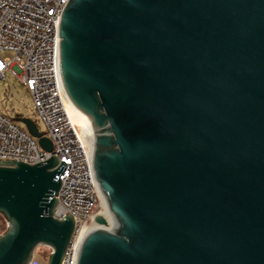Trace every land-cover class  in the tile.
<instances>
[{
	"label": "water",
	"instance_id": "1",
	"mask_svg": "<svg viewBox=\"0 0 264 264\" xmlns=\"http://www.w3.org/2000/svg\"><path fill=\"white\" fill-rule=\"evenodd\" d=\"M57 28L112 216L95 215L77 264H264V0H69ZM66 167L0 159V264H30L39 246L62 264Z\"/></svg>",
	"mask_w": 264,
	"mask_h": 264
},
{
	"label": "built area",
	"instance_id": "2",
	"mask_svg": "<svg viewBox=\"0 0 264 264\" xmlns=\"http://www.w3.org/2000/svg\"><path fill=\"white\" fill-rule=\"evenodd\" d=\"M68 1L0 0V80L5 81L10 74L27 87L45 123L43 136L53 142V150H45L38 138L0 112V159L35 164L57 154L60 162L67 163L64 174L57 176L63 183L54 216H74L76 229L62 264H77L79 248L100 205L101 191L93 167L92 139L71 118V101L57 57V25ZM39 247L40 254L49 260L52 248ZM39 247L30 264H48L37 258Z\"/></svg>",
	"mask_w": 264,
	"mask_h": 264
},
{
	"label": "rangeland",
	"instance_id": "3",
	"mask_svg": "<svg viewBox=\"0 0 264 264\" xmlns=\"http://www.w3.org/2000/svg\"><path fill=\"white\" fill-rule=\"evenodd\" d=\"M0 112L9 116L22 128H26V126L15 120L19 116L33 120L41 132H44L46 129L45 123L35 108L31 93L23 83L19 82L16 77L10 74L5 81L0 80ZM101 211L102 206L100 201L97 213H100ZM39 249L37 258L43 263H47L48 256H42V254H40L41 249L40 251Z\"/></svg>",
	"mask_w": 264,
	"mask_h": 264
},
{
	"label": "bare ground",
	"instance_id": "4",
	"mask_svg": "<svg viewBox=\"0 0 264 264\" xmlns=\"http://www.w3.org/2000/svg\"><path fill=\"white\" fill-rule=\"evenodd\" d=\"M69 110H70V115H71L72 120L82 127V129L85 132V134L87 135L88 139L91 140L93 138L92 131L87 126V124L82 119V117L78 116L72 110L71 103H70V109ZM101 206H102V211L101 212H103V215L106 216V218L108 219L109 222H111L112 221V216H111V214L109 212V208H108L106 197L104 196V194L102 192H101ZM94 226H95V222H93V224L90 226V228L88 230L90 231Z\"/></svg>",
	"mask_w": 264,
	"mask_h": 264
},
{
	"label": "trees",
	"instance_id": "5",
	"mask_svg": "<svg viewBox=\"0 0 264 264\" xmlns=\"http://www.w3.org/2000/svg\"><path fill=\"white\" fill-rule=\"evenodd\" d=\"M7 229V222L6 219L0 215V231L4 232Z\"/></svg>",
	"mask_w": 264,
	"mask_h": 264
}]
</instances>
